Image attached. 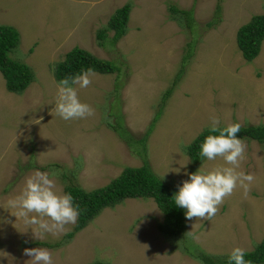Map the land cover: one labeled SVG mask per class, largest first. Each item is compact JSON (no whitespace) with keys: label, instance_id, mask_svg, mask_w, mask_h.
I'll return each instance as SVG.
<instances>
[{"label":"rangeland","instance_id":"1","mask_svg":"<svg viewBox=\"0 0 264 264\" xmlns=\"http://www.w3.org/2000/svg\"><path fill=\"white\" fill-rule=\"evenodd\" d=\"M125 4L123 35L111 45L107 40L98 44L97 30ZM170 4L192 7L189 30L171 18ZM216 6L218 21L209 26ZM263 12L264 0H0V24L13 25L19 34L8 55L33 73L21 93L7 91L0 74V253L8 254L0 256V264H25L30 257L23 249L35 247L47 248L54 264H184L178 256L183 252L225 257L234 247L249 251L264 239V144L254 140H242L245 159L238 169L255 176L247 198L237 188L210 221L187 219L184 232L168 242L176 256H157L161 246L149 238V220L158 226L163 215L147 203L150 198H143L145 203L128 198L101 209L66 241L63 235L74 224L59 236L36 239L22 220L16 221L3 208L25 177L37 170L57 172L55 181L63 193L62 175L93 189L117 177L125 166L139 165V158L108 125L117 126L122 120L138 137L152 122L153 113L146 156L152 171L171 187L189 179L186 173L222 165L219 158H204L191 166L184 147L208 127L213 115L220 118L221 126L264 123V41L250 61L242 58L235 42L237 28ZM111 34L108 29L107 35ZM73 46L112 60L119 71H93L92 83L78 89V96L95 115L65 121L52 112L58 83L52 71ZM191 47L183 74L171 87L160 114H155L160 94L173 82ZM34 241L64 242L55 248L28 245ZM192 262L201 264L197 259Z\"/></svg>","mask_w":264,"mask_h":264},{"label":"trees","instance_id":"2","mask_svg":"<svg viewBox=\"0 0 264 264\" xmlns=\"http://www.w3.org/2000/svg\"><path fill=\"white\" fill-rule=\"evenodd\" d=\"M218 6L213 10V17L206 24L217 23ZM168 12L171 18L188 30L192 24V10L178 8L174 4L168 6ZM128 13L127 4L117 8L110 15L106 24L98 29L95 37L98 44L107 40L111 45L117 41L125 32L126 18ZM178 22H177V21ZM180 21V22H179ZM112 30L110 36L107 31ZM264 39V13L252 15L249 20L239 26L235 33L236 46L245 61L252 60L259 52L261 42ZM19 42L17 30L10 25L0 24V74L4 80V87L7 91L21 93L33 78L31 69L23 62L12 59L8 53L13 50ZM191 48H187L186 54L182 57L177 73L174 75L173 82L160 94V107L162 111L163 103L168 97L171 87L176 84L179 76L183 74L184 63L191 56ZM98 73H113L119 71V66L112 60L98 58L78 46H73L63 55V58L55 63L53 76L55 81L80 74L87 69ZM152 122L145 128L144 132L135 137L129 132V129L121 123L117 126L108 127L115 135L122 140L129 148L130 152L139 158L138 166H125L117 177L111 179L107 184L86 190L78 184L71 181L67 176L62 175L64 181L63 193L70 194L73 197V206L78 209L79 215L72 229L63 235V239L69 240L73 235L84 227L99 211L105 207H112L119 203L123 198L131 197H150L153 199L158 209L161 211L163 218L158 224V230L166 237L173 238L186 229L185 209L175 205L172 197L178 191V188L171 187L166 181L162 180L155 174L147 160L145 142L148 134L153 127ZM110 124V123H109ZM209 128H204L198 132L193 139L185 145L184 152L190 160L191 166L199 164L205 157L199 155V146L204 138L209 135ZM241 140H254L264 144V123L243 124L240 132L237 134ZM44 169L45 166L38 167ZM62 239V240H63ZM64 241L54 243H45L34 241L28 245H42L45 247L55 248ZM195 258L201 264H229L228 256H211L200 252ZM245 260L250 264L264 263V239L255 244L254 248L245 251ZM90 264H106L102 261H94Z\"/></svg>","mask_w":264,"mask_h":264},{"label":"clouds","instance_id":"3","mask_svg":"<svg viewBox=\"0 0 264 264\" xmlns=\"http://www.w3.org/2000/svg\"><path fill=\"white\" fill-rule=\"evenodd\" d=\"M92 76L94 73L89 68L78 75L61 79L56 85L52 112L65 121L94 116L95 110L81 102L78 96V89L90 86ZM208 128L210 134L200 144L199 155L209 161L219 158L223 164L210 170L199 168L194 173H186L189 179L181 182L172 199L175 205L186 209L185 217L188 220L210 221L225 198L237 188L242 189L243 196L247 198L250 186L255 181L254 174L238 171L246 150L245 143L237 136L241 125L229 123L221 126L220 118L213 115ZM57 175V172L50 175L34 171L25 177L19 192L8 198L3 206L16 221L22 220L26 230L31 229L36 239H42L47 234L59 236L65 233L66 226L74 224L79 215L78 209L73 206V197L57 188ZM245 251L241 247L232 248L228 253L229 264H250L245 260ZM0 254L8 256L7 253ZM23 254L30 257L25 264H54L53 254L47 248H25Z\"/></svg>","mask_w":264,"mask_h":264},{"label":"crops","instance_id":"4","mask_svg":"<svg viewBox=\"0 0 264 264\" xmlns=\"http://www.w3.org/2000/svg\"><path fill=\"white\" fill-rule=\"evenodd\" d=\"M46 3L45 2H43V5H45ZM47 9V8H46ZM188 9H192V7H188ZM45 11V10H44ZM264 13V12H263ZM253 15H255V14H253ZM247 22V21H246ZM61 23V25L63 26V24L64 23H62V22H60ZM87 24V23H86ZM6 25H9V24H6ZM10 26H13V25H10ZM87 26V25H86ZM14 27V26H13ZM15 28V27H14ZM16 29V28H15ZM18 32V31H17ZM87 33V32H86ZM62 40V39H61ZM263 41H264V39L262 40V44H263ZM92 54V53H91ZM139 82H144L143 80H140ZM159 118V117H158ZM152 119H154V113H153V115H152V117H151V120ZM150 123V121L147 123V125ZM155 124V122L153 121V125ZM146 125V126H147ZM144 132V131H143ZM142 132V133H143ZM118 138V137H117ZM119 139V138H118ZM120 140V139H119ZM121 142L123 143V141L121 140ZM126 145V144H125ZM138 166V165H137ZM121 172V171H120ZM118 176V175H117ZM107 184V183H106ZM86 190H89V189H86ZM129 198V197H128ZM128 198H123L120 202H122L123 200H126V199H128ZM143 198H150V197H131V199H138V200H140V202H143V203H145L146 201H145V199H143ZM119 202V203H120ZM139 202V203H140ZM119 203H117V204H119ZM148 204H150V206H153L154 207V205H156L155 204V202L153 201V199L152 198H150V199H148V202H147ZM116 205V204H115ZM114 205V206H115ZM105 208H109V207H105ZM156 208H158L157 207V205H156ZM154 210H156L157 211V209H155V207H154ZM160 211V210H159ZM159 211H157V212H159ZM186 211V210H185ZM161 212V211H160ZM93 219V218H92ZM91 219V220H92ZM90 220V221H91ZM159 224V223H158ZM149 227H148V232H149V238H150V240H153V242L155 243L154 245H159V246H161V249H156V252H157V256H159V255H161V257H168V255H170V256H176V251L177 250H172L171 248H170V245L168 244V242H169V239H170V237H166V236H164L163 234H161L160 232H159V230H158V226L156 225L155 227H153L152 226V224H151V221L149 220ZM157 233L159 234V235H161V236H159V235H157ZM125 234H127V233H125ZM156 245V246H157ZM168 253V254H167ZM179 257H180V260L184 263V264H193V262L192 261H195L196 260V258H195V255H189L188 253H185V252H183V254H179L178 255ZM103 262V261H102ZM175 263H176V261H175ZM174 263V264H175Z\"/></svg>","mask_w":264,"mask_h":264}]
</instances>
